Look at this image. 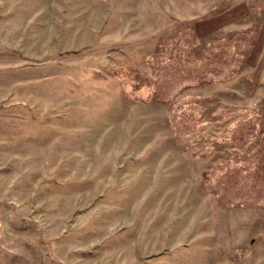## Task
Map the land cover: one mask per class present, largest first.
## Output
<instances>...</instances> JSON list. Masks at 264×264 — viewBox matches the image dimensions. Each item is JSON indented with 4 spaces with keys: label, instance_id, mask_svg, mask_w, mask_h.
Wrapping results in <instances>:
<instances>
[{
    "label": "rangeland",
    "instance_id": "obj_1",
    "mask_svg": "<svg viewBox=\"0 0 264 264\" xmlns=\"http://www.w3.org/2000/svg\"><path fill=\"white\" fill-rule=\"evenodd\" d=\"M243 121L264 0H0V264H264V202L218 186Z\"/></svg>",
    "mask_w": 264,
    "mask_h": 264
},
{
    "label": "trees",
    "instance_id": "obj_2",
    "mask_svg": "<svg viewBox=\"0 0 264 264\" xmlns=\"http://www.w3.org/2000/svg\"><path fill=\"white\" fill-rule=\"evenodd\" d=\"M178 60H180L179 62H186V60L190 61L191 58L184 59L182 56H179V58L171 57L168 63L159 68V73L154 83L153 96L155 100L159 102L169 101L173 92V83L168 85L166 78L167 76L177 77L175 72L169 71V68L175 65ZM187 116L192 115L185 114L183 118ZM244 126H248L250 129L244 132ZM238 128L234 129L237 137H239L237 145L243 146L250 142L249 147L245 148V153L250 156L241 158L242 161L238 165L230 166L228 164L226 170L219 176L218 186L221 199L226 202H232L237 198H239V201L246 200L250 203L264 202V136L262 137L259 133L255 134V125H251L246 121H243ZM262 128L264 129V125H262ZM249 137H255L257 143L254 142L252 144V140Z\"/></svg>",
    "mask_w": 264,
    "mask_h": 264
}]
</instances>
